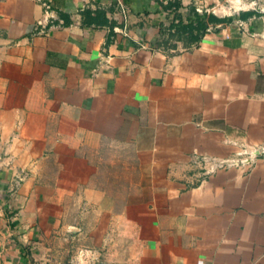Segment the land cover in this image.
I'll return each instance as SVG.
<instances>
[{"label": "crops", "instance_id": "obj_1", "mask_svg": "<svg viewBox=\"0 0 264 264\" xmlns=\"http://www.w3.org/2000/svg\"><path fill=\"white\" fill-rule=\"evenodd\" d=\"M227 2L164 50L153 0H0V264H264V16Z\"/></svg>", "mask_w": 264, "mask_h": 264}, {"label": "trees", "instance_id": "obj_2", "mask_svg": "<svg viewBox=\"0 0 264 264\" xmlns=\"http://www.w3.org/2000/svg\"><path fill=\"white\" fill-rule=\"evenodd\" d=\"M153 1L156 12L170 11L173 15L167 27H163L161 23L154 26L157 28V36L149 38V45H152L153 48L164 50L176 48L177 43H180L184 48L191 47L197 45L209 31H218L220 25L232 22V19H220L211 13L200 14L194 7L190 8L187 14H181L179 0ZM253 16H256L255 12H245L239 14L238 17L240 20H246ZM144 24L141 22L139 27L142 29ZM165 45H167L166 48H164Z\"/></svg>", "mask_w": 264, "mask_h": 264}, {"label": "rangeland", "instance_id": "obj_3", "mask_svg": "<svg viewBox=\"0 0 264 264\" xmlns=\"http://www.w3.org/2000/svg\"><path fill=\"white\" fill-rule=\"evenodd\" d=\"M242 1L243 4H240L238 6H234L233 4H231L230 2L227 5H224L225 7H229V12L233 14V17H237L239 16V14H241L242 12L245 11H253L256 13V15H263L264 13H262V11H260L258 9L259 5L258 3H252L253 0H239ZM181 2V1H180ZM194 7L195 9L197 8L198 10H200V14H208L211 13V9L212 6L209 5L206 9L203 7V5H195L194 4V0H192L191 2H187L185 3V5L181 4V7L179 9V12L181 14H187L189 9ZM209 9V10H207ZM197 11V10H196ZM213 11V10H212ZM198 12V11H197ZM172 13L170 11L167 12H163V13H158L155 10H152L146 14H144L142 16L143 18V22L144 24V30L146 31V33H148L147 36H149V34L151 36H157V28L154 26H157L158 23L163 24V27H167L169 25V23L171 22L172 19ZM155 23V25H154ZM167 45L164 46V48H166ZM133 167V166H132ZM127 168H131V166H127Z\"/></svg>", "mask_w": 264, "mask_h": 264}, {"label": "built area", "instance_id": "obj_4", "mask_svg": "<svg viewBox=\"0 0 264 264\" xmlns=\"http://www.w3.org/2000/svg\"><path fill=\"white\" fill-rule=\"evenodd\" d=\"M200 12V10H197ZM51 15L47 14L43 19L44 24L47 25L51 22ZM264 152V148L262 149ZM189 165L192 168H200L204 170L206 175L212 174L217 169H222L225 166L229 165L228 163L223 162H215L213 160H209L207 158L191 156L189 160ZM210 165V168L207 170L205 167ZM232 165V163H230ZM101 252L97 248H88V247H80L75 250L73 255L69 260V264H100Z\"/></svg>", "mask_w": 264, "mask_h": 264}, {"label": "water", "instance_id": "obj_5", "mask_svg": "<svg viewBox=\"0 0 264 264\" xmlns=\"http://www.w3.org/2000/svg\"><path fill=\"white\" fill-rule=\"evenodd\" d=\"M239 163H243V162H233L232 164L238 165Z\"/></svg>", "mask_w": 264, "mask_h": 264}]
</instances>
